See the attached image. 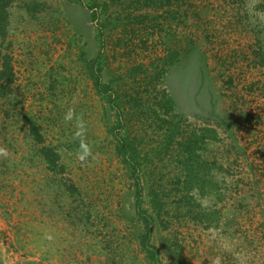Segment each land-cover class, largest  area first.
I'll use <instances>...</instances> for the list:
<instances>
[{
	"label": "rangeland",
	"instance_id": "1",
	"mask_svg": "<svg viewBox=\"0 0 264 264\" xmlns=\"http://www.w3.org/2000/svg\"><path fill=\"white\" fill-rule=\"evenodd\" d=\"M0 16V264H264V0H0Z\"/></svg>",
	"mask_w": 264,
	"mask_h": 264
},
{
	"label": "trees",
	"instance_id": "2",
	"mask_svg": "<svg viewBox=\"0 0 264 264\" xmlns=\"http://www.w3.org/2000/svg\"><path fill=\"white\" fill-rule=\"evenodd\" d=\"M4 16H5V13H4ZM4 16H2V17L0 16V32L1 33L3 32L4 27L6 25ZM96 86L100 89V91H103V89L106 87V86L102 85L101 81H97L96 82ZM106 90L110 91L111 88L107 87ZM107 93H109L110 98H111L112 95H116V94H112V92H107ZM112 98H113L114 101H116V99L114 97H112ZM110 101H112V100L110 99ZM192 139H193L192 137H190V138L188 137V138H186L185 142L182 143V145H183V147L185 149L188 147V149H186V155L189 158H192V156L195 153L194 148H192V146H193ZM119 140H120V142H119V151L124 156L125 160L131 165V168L133 169V173H134V175H135V177L137 179V183H139V172H140L141 167H142V163H141V160H140V154L141 153L138 150V147L136 145H134V143L131 141V139H129L128 136L119 137ZM187 160H189V159L186 157V161ZM195 164H196V162H195V160H193V167L192 166H188V163H187V164H185V168L187 169V171L189 170L191 172L192 171L195 172V171H197L196 168L194 169V165ZM197 165H199V164H197ZM189 167H192V168L190 169ZM156 195L157 194L154 195L155 199L157 198ZM137 197H139V199L141 200L142 191H138L137 192ZM140 200H139V203H140ZM139 212H140V215L143 216L147 227H150L151 225H153V216L150 213H147V211L142 210V209L139 210ZM147 239H148V236H147ZM144 245L147 246L146 248L149 250V252L151 253L152 257L154 259H157L158 258V254H159L157 247L155 245H150L149 242H147V240L144 241Z\"/></svg>",
	"mask_w": 264,
	"mask_h": 264
},
{
	"label": "clouds",
	"instance_id": "3",
	"mask_svg": "<svg viewBox=\"0 0 264 264\" xmlns=\"http://www.w3.org/2000/svg\"><path fill=\"white\" fill-rule=\"evenodd\" d=\"M71 111V110H70ZM81 123L82 122V119H81ZM79 136V133L77 134ZM81 146L83 147L84 146V142L83 140H81ZM0 152H2L5 156H7V150L6 149H0ZM92 153H91V150L90 149H87L85 152L83 153H80L78 152L77 153V156H78V159L83 163L84 161L87 160L88 156H91Z\"/></svg>",
	"mask_w": 264,
	"mask_h": 264
}]
</instances>
